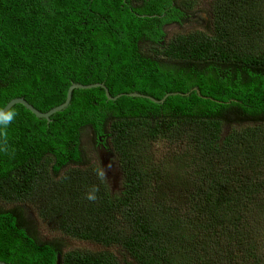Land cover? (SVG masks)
I'll use <instances>...</instances> for the list:
<instances>
[{
  "label": "trees",
  "instance_id": "trees-1",
  "mask_svg": "<svg viewBox=\"0 0 264 264\" xmlns=\"http://www.w3.org/2000/svg\"><path fill=\"white\" fill-rule=\"evenodd\" d=\"M199 3L0 0V111L17 97L49 111L66 101L73 83L164 99L113 100L103 87L76 88L50 121L22 103L1 116L0 261H258L264 0H212L208 27L169 35ZM86 129L97 155L101 144L115 154L119 190L99 156V163L87 158ZM27 208L51 237L41 235ZM64 235L97 249L66 250Z\"/></svg>",
  "mask_w": 264,
  "mask_h": 264
},
{
  "label": "rangeland",
  "instance_id": "rangeland-1",
  "mask_svg": "<svg viewBox=\"0 0 264 264\" xmlns=\"http://www.w3.org/2000/svg\"><path fill=\"white\" fill-rule=\"evenodd\" d=\"M203 2V6L205 7L206 10L201 12V16L206 18V20H208V15L209 13H211V8H209V4L212 2V0H202ZM210 2V3H209ZM209 3V4H208ZM197 6H201V4H197ZM188 30H192V31H200V30H204V25H187L185 26V28L181 27V28H175L173 26H169L168 31H169V35L178 33V32H187ZM239 128V127H238ZM229 130V127L228 129ZM83 140L85 143L86 148V156L87 158H89L91 161L93 162H98L99 163V159H98V155L97 153L92 149L93 144H92V137H91V133L89 132L88 129L84 130L83 132ZM160 145V146H159ZM158 146V153H160L161 151H163L165 149V147H162L161 144L156 145ZM113 162L118 165V162L116 160V158L113 159ZM109 171V170H108ZM113 179L110 178V181H112ZM121 182V180H120ZM117 184V187L119 188V183ZM114 185V184H113ZM27 217L35 224L38 225V229L39 232H41L42 236H46V237H51L52 235H50V230L44 226V224L42 223V220L38 217L37 213L34 212L33 210H31L30 208H27ZM264 233V229L262 230V232H259V234ZM63 243L65 245V247L67 248L66 250H70L72 247H80V248H92V249H97V244L94 242H89V241H85V240H80V239H76V238H72L69 236H65L63 237ZM264 241V240H263ZM259 249H256L257 253L259 254V259L257 261V258L255 257H251L249 256L246 259V263L247 264H264V246L263 245H258ZM116 249H118V253L120 254L121 258L123 259V257L125 256L129 261H131V263H135L133 260H131L129 254H127L124 250H122L120 247H116Z\"/></svg>",
  "mask_w": 264,
  "mask_h": 264
},
{
  "label": "water",
  "instance_id": "water-1",
  "mask_svg": "<svg viewBox=\"0 0 264 264\" xmlns=\"http://www.w3.org/2000/svg\"><path fill=\"white\" fill-rule=\"evenodd\" d=\"M93 87H103L105 89L106 92V96L108 99H113L116 100L117 98L121 97L122 95H128V96H139V97H146V98H150L154 101H164V99L162 100H156L155 98H153L150 95H146V94H142L139 92H132V93H120L116 96L111 95L109 88L107 87V85L105 83L102 82H97V83H92V84H82V83H73L67 93V99L64 103L50 109L49 111H41L38 108H36L33 104H31L30 102H28L25 98L23 97H17L12 99L1 111H0V117L3 116L5 113H7L9 111V109L12 108V106L16 103H22L24 104L29 110H31L35 115H37L39 118H45L48 121L51 120V116L53 114H55L56 112L63 110L64 108H66L72 99V95H73V91L76 88H93ZM169 95V94H167ZM98 152H99V157L102 161V166L104 168L105 171V175L110 179L112 178L114 181V185H113V189L116 190L118 181L120 180V175L121 172L118 169V166L112 161V158L115 156L114 153L112 151H110L109 149L106 148V146H104L103 144L100 146H98ZM109 170V171H108ZM0 264H8L5 261H0Z\"/></svg>",
  "mask_w": 264,
  "mask_h": 264
},
{
  "label": "flooded vegetation",
  "instance_id": "flooded-vegetation-1",
  "mask_svg": "<svg viewBox=\"0 0 264 264\" xmlns=\"http://www.w3.org/2000/svg\"><path fill=\"white\" fill-rule=\"evenodd\" d=\"M201 2H203V1L201 0ZM204 10H206V9L203 6V3H201V6L196 5L194 10L189 15L182 18L181 24H184V26L185 25H204V27H206V26L208 27V24L210 25V22H211V13H209L208 20H206V18H204L200 15L201 12ZM181 24L179 23L180 27H182ZM179 25L173 24V27H178ZM101 140H103V139H101Z\"/></svg>",
  "mask_w": 264,
  "mask_h": 264
},
{
  "label": "clouds",
  "instance_id": "clouds-1",
  "mask_svg": "<svg viewBox=\"0 0 264 264\" xmlns=\"http://www.w3.org/2000/svg\"><path fill=\"white\" fill-rule=\"evenodd\" d=\"M98 150V149H97ZM115 155V154H114ZM98 156H99V152H98ZM100 158V157H99ZM113 159H114V157L112 158V161H113ZM100 161H101V159H100ZM101 165H102V161H101ZM118 166V169L120 170V167H119V165H117ZM102 168H103V166H102ZM103 170H104V168H103ZM120 172H121V170H120ZM107 177V176H106ZM107 179H108V181H109V183H110V186H111V188H112V190L113 191H115L114 189H113V184H114V181L112 180V181H110V179L107 177ZM120 180H121V182H120ZM120 180H119V188H117L116 190H119L120 189V185L122 186V172H121V175H120ZM88 198L89 199H91V200H94V199H96V196L94 195V194H90L89 196H88Z\"/></svg>",
  "mask_w": 264,
  "mask_h": 264
}]
</instances>
